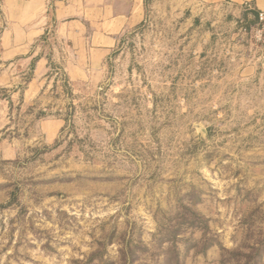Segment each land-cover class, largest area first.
I'll use <instances>...</instances> for the list:
<instances>
[{
  "label": "rangeland",
  "instance_id": "1",
  "mask_svg": "<svg viewBox=\"0 0 264 264\" xmlns=\"http://www.w3.org/2000/svg\"><path fill=\"white\" fill-rule=\"evenodd\" d=\"M144 7L101 61L0 60V264H264L254 18Z\"/></svg>",
  "mask_w": 264,
  "mask_h": 264
},
{
  "label": "crops",
  "instance_id": "2",
  "mask_svg": "<svg viewBox=\"0 0 264 264\" xmlns=\"http://www.w3.org/2000/svg\"><path fill=\"white\" fill-rule=\"evenodd\" d=\"M164 2L173 9L188 10L191 15L207 7L226 8L231 15H252V25L257 22L258 11L264 10V0ZM143 15L144 0H0V60L14 68L33 64V77L39 79L47 72L50 57H55L48 37L54 33L63 49L67 50L74 39L79 51L81 48L88 53L90 61L94 56L101 61L122 28L140 21ZM11 81L12 77L5 85Z\"/></svg>",
  "mask_w": 264,
  "mask_h": 264
},
{
  "label": "built area",
  "instance_id": "3",
  "mask_svg": "<svg viewBox=\"0 0 264 264\" xmlns=\"http://www.w3.org/2000/svg\"><path fill=\"white\" fill-rule=\"evenodd\" d=\"M256 41L264 44V10L257 13V22L252 26Z\"/></svg>",
  "mask_w": 264,
  "mask_h": 264
}]
</instances>
